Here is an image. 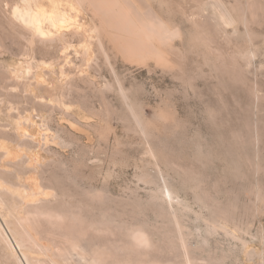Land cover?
I'll list each match as a JSON object with an SVG mask.
<instances>
[{
  "label": "rangeland",
  "instance_id": "1",
  "mask_svg": "<svg viewBox=\"0 0 264 264\" xmlns=\"http://www.w3.org/2000/svg\"><path fill=\"white\" fill-rule=\"evenodd\" d=\"M15 244L264 264V0H0V264Z\"/></svg>",
  "mask_w": 264,
  "mask_h": 264
},
{
  "label": "bare ground",
  "instance_id": "2",
  "mask_svg": "<svg viewBox=\"0 0 264 264\" xmlns=\"http://www.w3.org/2000/svg\"><path fill=\"white\" fill-rule=\"evenodd\" d=\"M31 13V12H30ZM41 20V19H40ZM53 20V19H52ZM37 21V20H36ZM58 21V20H57ZM37 23V22H36ZM40 26V25H39ZM12 238V237H11ZM142 239V238H141ZM12 240V239H11ZM17 241V240H16ZM16 244H17V242H16ZM15 244V246H16V248H17V250L19 249V253H20V257H21V260L26 264V259H27V256L24 254V252L21 250V246H19L20 244H18V245H16Z\"/></svg>",
  "mask_w": 264,
  "mask_h": 264
}]
</instances>
